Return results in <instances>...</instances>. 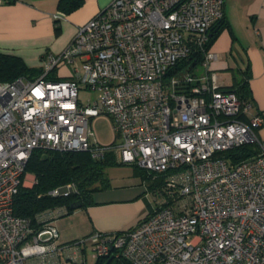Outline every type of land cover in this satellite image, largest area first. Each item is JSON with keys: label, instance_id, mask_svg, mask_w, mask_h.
<instances>
[{"label": "built area", "instance_id": "2783aa9c", "mask_svg": "<svg viewBox=\"0 0 264 264\" xmlns=\"http://www.w3.org/2000/svg\"><path fill=\"white\" fill-rule=\"evenodd\" d=\"M225 1L111 0L61 52L47 53L37 77L0 82V264H87L88 241L94 257L133 264H264V119L247 118L251 102L221 85L207 49ZM194 51L202 63L183 64ZM99 116L111 121L110 144L93 138ZM245 144L259 153L239 163L218 155ZM39 148L114 150L124 163L171 172L146 218L63 244L53 221L65 207L40 214L38 229L14 213Z\"/></svg>", "mask_w": 264, "mask_h": 264}, {"label": "crops", "instance_id": "0c3cea01", "mask_svg": "<svg viewBox=\"0 0 264 264\" xmlns=\"http://www.w3.org/2000/svg\"><path fill=\"white\" fill-rule=\"evenodd\" d=\"M110 1L82 0L69 12L59 9V0L0 2V51L20 53L27 64L42 69L47 53L61 52L78 26ZM55 15H59L58 27ZM224 16L225 24L210 46L217 54L215 72L225 88L246 82L251 99L247 118L261 115L264 119V0H226ZM257 134L264 144V123ZM150 194L148 183L137 176L128 183L111 182L109 188L93 194L91 204L53 221L59 242L135 225L156 208L158 200L154 196L151 201Z\"/></svg>", "mask_w": 264, "mask_h": 264}, {"label": "trees", "instance_id": "16d2710c", "mask_svg": "<svg viewBox=\"0 0 264 264\" xmlns=\"http://www.w3.org/2000/svg\"><path fill=\"white\" fill-rule=\"evenodd\" d=\"M81 3L82 0H59L58 6L59 9L69 12ZM58 18L55 20L56 27L59 26ZM225 21L224 16L211 29L207 49H210L214 38L225 24ZM203 59L200 51H194L190 57L183 61V64H190L193 67L201 64ZM29 69V66H27L20 56L0 51V82L13 81L18 77L28 76L27 71ZM41 72L42 69H39L35 74H31L28 77H37ZM228 89L234 90L242 100H251L246 82L239 83V85H234ZM258 153V145L245 144L219 152L218 155L229 159L232 163H239ZM120 164L128 163L122 162L114 150H109L102 156L95 157L90 151L85 150L59 151L34 149L26 164L25 171L34 175L35 182L30 186H20L14 199V213L17 216L30 219L31 225L38 229L43 225L38 216L47 210L65 207L67 209L65 215H68L77 209L73 206L75 204H80V207H86L93 202V194L95 192L111 186V180L107 175L106 169ZM128 165H133L135 167V176L142 178L148 183L149 188L154 191V196L158 200L156 203L157 208L160 205L159 200L161 197H159V194L162 193L165 177L171 171H168L166 174H160L139 167L136 164ZM67 184H74L76 191L69 195L53 196L49 194V191L52 189ZM94 264L133 263L121 256L107 255L97 257Z\"/></svg>", "mask_w": 264, "mask_h": 264}, {"label": "rangeland", "instance_id": "374dc122", "mask_svg": "<svg viewBox=\"0 0 264 264\" xmlns=\"http://www.w3.org/2000/svg\"><path fill=\"white\" fill-rule=\"evenodd\" d=\"M12 54H15L17 56H20L25 63L27 64L26 60L24 59V57H22V55H19L17 52H13ZM42 60L44 58H41ZM27 66H29V70L27 71V75L30 76L31 74H35L38 70H39V66H31L29 64H27ZM65 67L61 69V73L65 74ZM60 73L58 72V69H56L55 71H53L51 73V76H59ZM94 95H91V97H93ZM89 95H83V98H89ZM92 131H93V138L96 139L99 143L101 144H110L114 141V132L112 130V124L110 119L107 116H99V117H95L92 119L91 125H90ZM107 175L110 178L111 182H120V183H128L130 182V180L135 176V167L133 165H128V164H120V165H115V166H110L106 169ZM26 180L24 183V186H30L31 181H32V175L30 173H27V175H25ZM136 177V176H135ZM138 177V176H137ZM153 197H154V191L151 190V194H150V200L153 201ZM159 197H161V194H159ZM86 237V236H85ZM84 237H80L78 239H74L70 242H63V244L66 243H72V242H76L77 240H80ZM60 240V238H59ZM85 249H86V253H87V264H94L96 257L93 256V252L91 250V243L90 241H88L85 245H84ZM64 264H74L71 260H67L64 259L63 260Z\"/></svg>", "mask_w": 264, "mask_h": 264}, {"label": "water", "instance_id": "95a60500", "mask_svg": "<svg viewBox=\"0 0 264 264\" xmlns=\"http://www.w3.org/2000/svg\"><path fill=\"white\" fill-rule=\"evenodd\" d=\"M75 208H78V207H80V204H75V205H73Z\"/></svg>", "mask_w": 264, "mask_h": 264}]
</instances>
